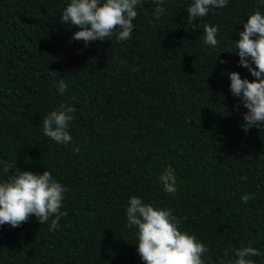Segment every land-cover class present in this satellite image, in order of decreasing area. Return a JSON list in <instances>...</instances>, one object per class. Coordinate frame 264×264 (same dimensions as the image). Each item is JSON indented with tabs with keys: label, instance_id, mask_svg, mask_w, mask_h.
Masks as SVG:
<instances>
[{
	"label": "trees",
	"instance_id": "obj_1",
	"mask_svg": "<svg viewBox=\"0 0 264 264\" xmlns=\"http://www.w3.org/2000/svg\"><path fill=\"white\" fill-rule=\"evenodd\" d=\"M69 2L0 0V161L12 164L7 175L47 169L68 188L58 229L35 216L0 226V264H144L127 227L133 195L187 217L180 229L211 249L212 264L249 244L261 253L250 258L264 264V128H241L247 109L226 73L255 78L237 54L221 52L264 6L229 0L193 28L191 0H165L159 19L142 0L131 39L85 47L61 20ZM205 23L219 29L215 49L203 43ZM61 103L75 108L67 145L43 133V117ZM168 165L175 196L158 182ZM245 193L254 196L247 204Z\"/></svg>",
	"mask_w": 264,
	"mask_h": 264
},
{
	"label": "clouds",
	"instance_id": "obj_2",
	"mask_svg": "<svg viewBox=\"0 0 264 264\" xmlns=\"http://www.w3.org/2000/svg\"><path fill=\"white\" fill-rule=\"evenodd\" d=\"M141 3L142 0H70L62 10L61 20L63 24H71L78 29L71 39L83 41L85 47L92 41H110L113 37L117 42L127 41L132 37L133 20L138 16L136 9ZM151 3L155 5L153 15L159 19L165 11L162 7L165 0H151ZM228 3L229 0H191L187 6L188 25L197 27L194 21L206 17L210 9L224 8ZM259 5L264 6V0H259ZM242 25L239 38L221 52L237 54L239 65L255 78H242L237 71L226 73L230 79L231 94L238 97L247 109L242 113L243 122L240 125L247 133L254 127L264 128V12L257 7ZM202 28L203 43L215 49L220 43L217 39L218 27L205 23ZM219 62L226 63L223 59ZM56 87L61 95L68 91L64 80H60ZM235 109L238 111L239 105ZM74 112L75 108L64 103L51 110L42 119L44 135L58 144L71 143L72 136L67 129L74 119ZM73 151L78 153L80 149L76 147ZM0 166L7 176L0 180V226L19 227L35 216L40 225L50 221V231L58 229L61 218L67 215L61 209L68 188L47 169L34 173L17 168L15 173L7 175L12 164L0 161ZM158 182L169 196L177 194V177L171 165L162 170ZM252 199L254 196L249 193L241 197L245 204ZM126 217L127 227L136 229V252L144 264H205V256H208V264H212L211 249L194 234L180 229L187 217L179 218L171 209L155 207L135 195L129 197ZM230 253H234L235 258H230ZM260 255V251L251 244L228 248L224 250L219 264H255L250 257Z\"/></svg>",
	"mask_w": 264,
	"mask_h": 264
}]
</instances>
